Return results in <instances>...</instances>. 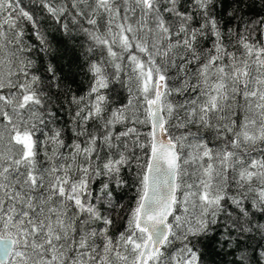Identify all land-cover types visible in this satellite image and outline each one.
Returning a JSON list of instances; mask_svg holds the SVG:
<instances>
[{"label":"snow or ice","instance_id":"6c2138e0","mask_svg":"<svg viewBox=\"0 0 264 264\" xmlns=\"http://www.w3.org/2000/svg\"><path fill=\"white\" fill-rule=\"evenodd\" d=\"M259 2L0 0V264H264ZM38 14L83 39V94Z\"/></svg>","mask_w":264,"mask_h":264},{"label":"trees","instance_id":"16d2710c","mask_svg":"<svg viewBox=\"0 0 264 264\" xmlns=\"http://www.w3.org/2000/svg\"><path fill=\"white\" fill-rule=\"evenodd\" d=\"M29 0H23V5H28ZM256 9L254 11L260 10V2L256 0ZM40 19V28L45 34L47 40L50 43L49 54L37 53L35 59L37 61V66H40L41 60L40 57L43 55L44 63L51 62L53 64L59 65L62 67L65 73L68 72L69 62L71 63L72 75L69 76V79L65 81V84L72 89L73 92L78 94H83L87 91L89 77L85 74V69L79 67L80 64H83V48L80 47V44L83 43L82 38H73L76 36L75 31H73V37L65 35L61 30H59L57 24L51 20V18H45L43 15L38 14ZM31 34V33H29ZM35 41V37H32V40L29 42L32 43ZM79 56L80 59L77 61L76 57ZM53 57L55 59H53ZM43 70V69H41ZM120 96H114L113 99L119 102ZM63 97H60L55 101V106L53 110H56V107L60 105ZM70 107L65 104L64 107L60 110V119L57 123V127L65 129L64 138L69 140L72 136V133L68 130L71 128V119L69 116ZM142 131H147V128L142 129ZM135 193L131 190L125 192L121 199V203L129 206L133 201L132 197ZM256 220L264 223V218L260 217L259 214L256 217ZM122 221H118L117 224L113 227L112 232L115 233L119 231L122 227ZM221 243H223L221 241ZM219 253V254H217ZM235 255L228 249L227 245L224 244L223 247L217 245L215 250L211 253L209 261H206V264H232L235 260Z\"/></svg>","mask_w":264,"mask_h":264}]
</instances>
